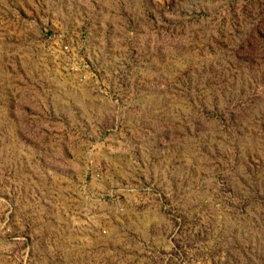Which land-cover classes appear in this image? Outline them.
Instances as JSON below:
<instances>
[{
    "label": "rangeland",
    "instance_id": "rangeland-1",
    "mask_svg": "<svg viewBox=\"0 0 264 264\" xmlns=\"http://www.w3.org/2000/svg\"><path fill=\"white\" fill-rule=\"evenodd\" d=\"M0 264H264V0H0Z\"/></svg>",
    "mask_w": 264,
    "mask_h": 264
}]
</instances>
